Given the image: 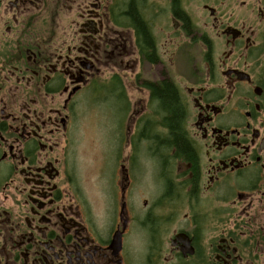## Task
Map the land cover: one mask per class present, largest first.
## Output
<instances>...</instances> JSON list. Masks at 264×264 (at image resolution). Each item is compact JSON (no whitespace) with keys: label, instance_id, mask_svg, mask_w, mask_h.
<instances>
[{"label":"flooded vegetation","instance_id":"af4514ba","mask_svg":"<svg viewBox=\"0 0 264 264\" xmlns=\"http://www.w3.org/2000/svg\"><path fill=\"white\" fill-rule=\"evenodd\" d=\"M0 264H264V0H0Z\"/></svg>","mask_w":264,"mask_h":264},{"label":"rangeland","instance_id":"374dc122","mask_svg":"<svg viewBox=\"0 0 264 264\" xmlns=\"http://www.w3.org/2000/svg\"><path fill=\"white\" fill-rule=\"evenodd\" d=\"M192 55V54H191ZM100 102L92 104V108L87 110V104L77 119L78 130L77 143V172L82 178V184L87 189V147L90 145V155L97 158L101 165V173L105 181H111L113 173V156L116 150L115 137L116 129L110 125L119 118L118 113L104 109ZM99 107H101L99 109ZM103 181V186L105 184Z\"/></svg>","mask_w":264,"mask_h":264},{"label":"trees","instance_id":"16d2710c","mask_svg":"<svg viewBox=\"0 0 264 264\" xmlns=\"http://www.w3.org/2000/svg\"><path fill=\"white\" fill-rule=\"evenodd\" d=\"M156 95L159 103L166 110L163 121L170 130L168 137L175 141L182 139L181 130L178 126L181 121V107L177 102L175 90L173 87H163L161 90H156Z\"/></svg>","mask_w":264,"mask_h":264}]
</instances>
